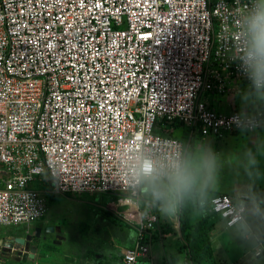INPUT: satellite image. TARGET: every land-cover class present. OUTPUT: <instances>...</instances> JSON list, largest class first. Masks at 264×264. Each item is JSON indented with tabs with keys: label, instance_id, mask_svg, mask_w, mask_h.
<instances>
[{
	"label": "built area",
	"instance_id": "built-area-1",
	"mask_svg": "<svg viewBox=\"0 0 264 264\" xmlns=\"http://www.w3.org/2000/svg\"><path fill=\"white\" fill-rule=\"evenodd\" d=\"M256 2L0 0V226L45 218L32 183L47 175L63 195L128 201L116 213L137 236L114 264H152L158 215L139 207L141 170L186 153L156 126L217 138L264 129V109L224 114L208 100L233 82L252 89L243 57ZM210 208L229 228L247 212L228 195Z\"/></svg>",
	"mask_w": 264,
	"mask_h": 264
},
{
	"label": "crops",
	"instance_id": "crops-1",
	"mask_svg": "<svg viewBox=\"0 0 264 264\" xmlns=\"http://www.w3.org/2000/svg\"><path fill=\"white\" fill-rule=\"evenodd\" d=\"M208 100L212 107L216 109L217 111L224 113V114H231L235 111L244 113V114H253L258 110L264 109V98H260L258 96H255L253 91L249 89L246 85L240 82H233L231 88L223 94V95H211L208 97ZM170 125V124H169ZM177 125V124H176ZM175 124L171 126L163 125L161 126L164 128L166 133H169L171 135L177 134L176 131H179L181 133V136L188 142L187 148L189 145L194 143L195 140H201V142L204 141V144L206 141L208 143L211 141L210 138L214 136H202L199 129L197 127L193 126H183L181 124L180 126H175ZM181 129V130H179ZM226 135H234L237 137H240L241 139L243 136L245 137L243 140L244 149L243 151L245 154L242 153H233L232 157H235V159L240 155L241 157L238 160V166L236 165V169L245 170L247 168L256 170L257 173H259V176H264V129L249 133L246 131H239L234 132ZM225 135V136H226ZM224 136V137H225ZM175 137V136H174ZM222 137V138H224ZM217 138V137H214ZM217 138V139H222ZM186 148V153L189 152V150ZM206 152V148L203 149ZM238 155V156H237ZM224 154L217 155L214 154L215 157V167L216 163L220 160V166L221 169L219 171V175L217 176L216 180H213V182L206 184L205 187L202 186L200 192L197 194V196L193 199H187L192 203L193 210L189 214V219H192L193 223L192 225L196 224L199 220H201L206 215H213L216 219V225L215 228L211 231V243L212 246L216 242L214 241L217 239L218 234H220L223 229H227L230 231H234L238 229L239 227H245L250 232L244 236L243 239H247L250 236L253 237L252 240V248L249 251H246L244 253V256L250 255V253H254V256L252 258H249L244 264H260L259 261L261 259L256 258L259 257L257 253L259 250H261V254L264 253V198L262 197V200H257V203L262 204L261 207L258 208V206H254L252 203V195L247 192L243 191L241 186L237 187L235 183L238 181L240 182L235 175H233L231 178H229L231 175L229 173L223 174V177L226 176L229 179L224 180V185H222V179L221 173L222 170L227 167L223 165L224 162ZM221 158V159H220ZM254 158L255 163H251L250 159ZM231 168V167H230ZM233 169V168H232ZM229 170V169H228ZM234 170V169H233ZM227 171V170H226ZM250 171V170H249ZM208 182V179H205ZM210 180V178H209ZM230 182L229 185L226 183ZM257 182H259L257 180ZM263 186H260V188ZM143 184L141 187V200L140 202L144 204V207L141 208V210H155L158 217H159V223H158V229L154 230L157 231L159 234L161 233V227L172 225L171 229L173 233L170 234H164L161 236H156L154 232L151 233L150 239H151V248H152V254H153V262L152 264H176L178 262L175 256H173V251H182V247H184V243L182 241L180 233H177L176 230L179 232V215L178 220L175 222V215L179 213L180 205L176 204L174 206V209L170 212H163L161 211L159 202L155 201L151 195V187L149 185L146 186V189L142 192ZM262 192L259 194V197L264 196ZM217 195H228L232 198V200L237 204H244L247 206V212L244 217V221L238 224L235 227L229 228L226 225L225 220H223L220 216H216L211 212L210 208V202L211 198ZM70 197H82L84 195H67ZM94 196V195H93ZM251 201V202H250ZM260 206V205H259ZM256 208V209H255ZM254 209V210H253ZM123 210H127L123 208ZM113 211V210H111ZM114 212V211H113ZM48 213V212H47ZM116 213V212H115ZM123 213V212H120ZM117 214V213H116ZM129 214L131 212L129 211ZM93 219L97 218V214H94ZM93 221V220H92ZM36 222V224H30V225H19L24 226L26 228L25 230L20 229H12L10 233L1 232L0 231V240L6 242L7 238L11 237H17V236H26V234L33 235L36 233V230L38 228L41 229L40 238L44 235V231H46L48 228L55 227L54 220L47 219V214L45 218L42 220ZM57 225V224H56ZM4 227V226H0ZM12 227V226H6ZM166 228V227H165ZM120 230L123 232V236L120 235L119 239H113L114 242H111L110 240H107V243L103 242L99 244L101 246V249L95 250L93 252H90L89 250H86L85 253H81L80 256L74 255L72 253L67 252L63 255L64 263L66 264L69 259H71V264H114L117 260H119L123 254V252L129 248H132L135 244L136 240V230L130 226H120ZM53 232V231H52ZM239 233L237 232V235ZM238 236H242L239 234ZM161 237V243L159 245H153L154 242H156ZM35 240V239H34ZM168 240V244L166 243ZM0 241V242H1ZM41 240L31 242L32 246H39L41 243ZM1 244V243H0ZM4 244V243H3ZM3 249V250H2ZM0 259L2 258H17L18 264L24 263V264H48V255L47 253H41L36 250L35 258L30 259L29 253L26 251L17 252V251H11L9 250V247L1 246L0 251ZM260 254V256H261ZM184 255V254H183ZM182 260L179 259L180 262L185 261V256H183ZM215 256V252H214ZM72 257V258H71ZM176 258V259H175ZM78 260L76 263H73V260ZM264 259V258H263ZM0 264H2L0 262ZM210 264H216V260L213 258V260L210 262Z\"/></svg>",
	"mask_w": 264,
	"mask_h": 264
},
{
	"label": "rangeland",
	"instance_id": "rangeland-1",
	"mask_svg": "<svg viewBox=\"0 0 264 264\" xmlns=\"http://www.w3.org/2000/svg\"><path fill=\"white\" fill-rule=\"evenodd\" d=\"M167 125L172 127L171 124ZM180 125L181 124H175V126L177 127ZM176 133L177 134L173 136L180 139L185 144V148H187L188 142H186V140L181 136V133L179 131H176ZM244 138L245 137L243 136L242 139ZM242 139L234 135H226L222 139L211 137V141L209 143L208 141H206V143L204 144V141L201 142V140H195L194 143L189 145L187 149L189 150V152L196 150L205 152L203 149L206 148V152H209L212 155L224 154V160L226 162H224L223 165L227 167V171L225 170V168L222 170V179H220L222 180V185H224L223 178L224 180H228L236 174L235 177L237 178L238 176L240 182L238 183L237 181L235 185L237 184V187L241 186L243 191L249 192L252 195L251 200L253 205L258 206V208L261 207L262 209V204L257 203V200H262V197L264 198V196L259 197V194L261 192L264 195V176H259V173H257L254 169L247 168L245 170L241 169V171L236 169V165L238 166V160L241 156L237 155L238 157L236 159L235 157H232L233 153L245 154V152L243 151L244 144ZM220 162L221 161L219 160L216 163V167L214 168L210 180L207 177L205 178L208 179V182L204 180L203 187H205L206 184L213 182V180H216L221 169V167H219ZM227 173H229L231 176L229 178H226V176L223 177V174L225 175ZM257 180L259 182H257ZM227 184L234 185V183L230 184V182H227L226 185ZM147 185L148 184L143 180L142 192L146 189ZM32 186L36 189H39L45 199L48 208L47 219L54 220L53 223L55 227L53 229V232L44 231V233H42L44 235L41 237V244L39 246H36L39 252L47 253L48 264H65L63 255L67 252L80 256V254L82 252L85 253L86 250L93 252L95 250L101 249V246H99V244H101L102 242L103 244L107 243V240L114 242L113 239H119L120 235L123 236V232L122 230H120V226H130L134 229V231L136 230V221H133V218L128 219L115 213L123 212V208L126 209V201H122L120 203L119 200V203H117V199L108 195H84L82 197H70L67 195H63L55 191L54 181L47 175L37 177L36 180L32 183ZM260 186L263 187L260 188ZM139 207L141 209L142 207H144V204L140 202ZM111 210H113L114 212ZM129 211L127 213H129ZM94 214H97L99 216L93 219V216H95ZM206 216L216 222V219L213 215ZM177 220L178 213L175 215V222ZM191 222L192 219H189L190 225L193 224ZM12 229L25 230L26 228H24V226H12L8 228L4 226L0 228V231L10 233ZM153 232L154 234L156 233L155 231H150V233ZM176 232L178 231L176 230ZM237 232L242 236H238L239 234L237 235ZM249 232L250 230L245 227H239L234 231L223 229V231L218 234V238L214 240L216 242L213 244L215 252L214 259L216 260V264H244L249 258H252L254 256V253L252 252L250 253V255L244 256V253L251 250L252 248L251 245L253 237L250 236L247 239H243L244 236ZM156 234L159 233L157 232ZM158 243H161V237L156 242H154L153 245H159ZM166 243L168 244V240ZM173 252V256L180 260L184 258L182 257L183 254V256H186V250L184 249V247H182V251L180 252ZM259 252L262 251L259 250ZM256 258L261 259L259 261L260 264H264V253ZM17 260V258H7L6 264H18L19 262H17ZM72 260L73 263H76L78 261L74 259ZM66 264H71V259H69Z\"/></svg>",
	"mask_w": 264,
	"mask_h": 264
},
{
	"label": "clouds",
	"instance_id": "clouds-1",
	"mask_svg": "<svg viewBox=\"0 0 264 264\" xmlns=\"http://www.w3.org/2000/svg\"><path fill=\"white\" fill-rule=\"evenodd\" d=\"M245 27L247 43L243 60L254 95L264 98V0H257L254 4ZM250 162L255 163V159L251 158ZM214 168V155L196 150L177 153L162 166L145 163L141 178L151 187V195L159 202L161 211L167 213L176 204L195 198L205 178H211Z\"/></svg>",
	"mask_w": 264,
	"mask_h": 264
},
{
	"label": "trees",
	"instance_id": "trees-1",
	"mask_svg": "<svg viewBox=\"0 0 264 264\" xmlns=\"http://www.w3.org/2000/svg\"><path fill=\"white\" fill-rule=\"evenodd\" d=\"M252 90V89H251ZM253 91V90H252ZM166 122H160L155 128V133L163 135H171L166 133L164 128L161 126L167 125ZM173 125V124H171ZM173 136V135H171ZM179 232L184 243V249L186 250L185 262H178L176 264H210L214 258V248L211 243V231L214 229L215 222L209 217H203L195 225H190L189 214L194 211L192 203L187 199L182 203H179ZM166 227V228H165ZM172 225L169 227H161L160 234H153L156 236H161L164 234L173 233L171 229Z\"/></svg>",
	"mask_w": 264,
	"mask_h": 264
},
{
	"label": "water",
	"instance_id": "water-1",
	"mask_svg": "<svg viewBox=\"0 0 264 264\" xmlns=\"http://www.w3.org/2000/svg\"><path fill=\"white\" fill-rule=\"evenodd\" d=\"M50 229L53 230V228L50 227L46 231L47 232H52V231H50ZM40 234H41V229L38 228L36 230V233L34 234V236L26 234V236H17V237L7 238L6 242H4V241L0 242L1 243L0 244V251H1V246L9 247V250L11 251V253H12V251L22 252V250H24L27 253H29V258L30 259H34L37 247L36 246H32L31 242L41 240ZM0 262L2 264H6V259L2 258V259H0Z\"/></svg>",
	"mask_w": 264,
	"mask_h": 264
},
{
	"label": "bare ground",
	"instance_id": "bare-ground-1",
	"mask_svg": "<svg viewBox=\"0 0 264 264\" xmlns=\"http://www.w3.org/2000/svg\"><path fill=\"white\" fill-rule=\"evenodd\" d=\"M126 206H127L128 208H131V207H132V205H131L128 201H126ZM130 212L132 213V212H133V209H130ZM50 231H53V230L50 229Z\"/></svg>",
	"mask_w": 264,
	"mask_h": 264
}]
</instances>
